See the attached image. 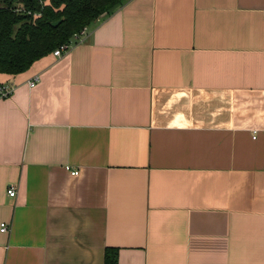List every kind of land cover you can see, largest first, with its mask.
I'll return each mask as SVG.
<instances>
[{
  "label": "crops",
  "instance_id": "0c3cea01",
  "mask_svg": "<svg viewBox=\"0 0 264 264\" xmlns=\"http://www.w3.org/2000/svg\"><path fill=\"white\" fill-rule=\"evenodd\" d=\"M6 82L0 264H264V0H128Z\"/></svg>",
  "mask_w": 264,
  "mask_h": 264
},
{
  "label": "trees",
  "instance_id": "16d2710c",
  "mask_svg": "<svg viewBox=\"0 0 264 264\" xmlns=\"http://www.w3.org/2000/svg\"><path fill=\"white\" fill-rule=\"evenodd\" d=\"M127 1L0 0V73L16 75L29 70ZM105 264H118V249L106 248Z\"/></svg>",
  "mask_w": 264,
  "mask_h": 264
},
{
  "label": "built area",
  "instance_id": "2783aa9c",
  "mask_svg": "<svg viewBox=\"0 0 264 264\" xmlns=\"http://www.w3.org/2000/svg\"><path fill=\"white\" fill-rule=\"evenodd\" d=\"M87 28L85 27L80 33L74 35L71 42L63 44L58 46L54 51L53 55L55 57H62L64 54L69 52L71 48L74 46L75 41L81 38L82 35H85L87 33ZM40 80L39 75L34 76V78L29 81V86L31 88L35 87ZM16 86L13 82H6V83H0V98H6L12 95L14 92ZM78 172H74V174H77ZM8 194L12 197L17 195V190L15 187H11L8 189ZM10 230V226L8 223L4 222L1 224V231L7 233Z\"/></svg>",
  "mask_w": 264,
  "mask_h": 264
},
{
  "label": "water",
  "instance_id": "95a60500",
  "mask_svg": "<svg viewBox=\"0 0 264 264\" xmlns=\"http://www.w3.org/2000/svg\"><path fill=\"white\" fill-rule=\"evenodd\" d=\"M59 24H60V21L53 23L54 26H58Z\"/></svg>",
  "mask_w": 264,
  "mask_h": 264
}]
</instances>
